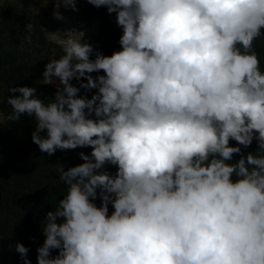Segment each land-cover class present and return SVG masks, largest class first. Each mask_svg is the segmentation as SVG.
<instances>
[{
  "label": "clouds",
  "instance_id": "obj_1",
  "mask_svg": "<svg viewBox=\"0 0 264 264\" xmlns=\"http://www.w3.org/2000/svg\"><path fill=\"white\" fill-rule=\"evenodd\" d=\"M49 2L57 20L62 6L78 11V0ZM86 2L116 14L121 50L92 60L85 33L65 30L64 54L42 74L54 99L9 89L19 95L7 119L34 116L42 153L91 148L58 169L67 193L46 213L37 264H264V73L253 50L264 0ZM15 250L31 264L24 244Z\"/></svg>",
  "mask_w": 264,
  "mask_h": 264
},
{
  "label": "trees",
  "instance_id": "obj_2",
  "mask_svg": "<svg viewBox=\"0 0 264 264\" xmlns=\"http://www.w3.org/2000/svg\"><path fill=\"white\" fill-rule=\"evenodd\" d=\"M76 8L78 11L62 6L59 10L72 11L79 20H98L97 32L84 38L94 49L90 59H95L97 51L110 56L121 50L122 29L117 26L115 13L109 14L106 7L96 8L86 0H78ZM52 9L54 5L49 0H0V111L3 116L0 120V264H24L15 250L17 243L29 249L27 258L31 264H37V249L45 239L42 224L46 213L55 210L67 193V185L60 181L58 169L62 166L67 170L83 163L79 153L91 152V148L58 149L49 156L32 142L36 130L34 116L22 114L18 121L7 119L12 112L7 103L9 96L19 95L10 93L11 87H35L40 99H54L56 86L44 85L42 77L46 64L64 54L62 45L51 38L52 33H60L61 27L51 17ZM29 23L34 29L31 33L26 30ZM261 31L253 50L258 56L260 71L264 73V29ZM29 35L31 42L26 39ZM91 75L96 77L104 73L101 70ZM71 83L79 87L76 80ZM95 91L81 89L78 95L91 98ZM230 145L236 146V142L230 141ZM257 148L254 140L248 148L242 147V153L246 156L255 153ZM239 158L234 155L231 162ZM116 171V167L108 170L110 174ZM95 203L100 205L99 197ZM111 211L110 205L109 214ZM57 254L58 250L52 251L53 257Z\"/></svg>",
  "mask_w": 264,
  "mask_h": 264
},
{
  "label": "built area",
  "instance_id": "obj_3",
  "mask_svg": "<svg viewBox=\"0 0 264 264\" xmlns=\"http://www.w3.org/2000/svg\"><path fill=\"white\" fill-rule=\"evenodd\" d=\"M64 17V16H63ZM64 26L62 28V31L60 33L55 32L51 34V38L58 42L60 44V40L63 39V32L65 30H75V31H83L85 33V37L87 38L94 33L97 32L98 26L95 23H92V21H86V20H79L76 18H70V17H64L63 19ZM61 45V44H60Z\"/></svg>",
  "mask_w": 264,
  "mask_h": 264
},
{
  "label": "rangeland",
  "instance_id": "obj_4",
  "mask_svg": "<svg viewBox=\"0 0 264 264\" xmlns=\"http://www.w3.org/2000/svg\"><path fill=\"white\" fill-rule=\"evenodd\" d=\"M59 11L62 14V16H64L65 18L66 17L76 18L75 14L72 11H61V10H59ZM53 12H54V9L50 10V15L53 18V20H55V21H57V22H59L61 24V27L59 28V32H61L62 27L64 26V22H63V20H57V19H55L54 15H53ZM92 23H95L98 26V20L97 19H93L92 20ZM57 83H58V81H57ZM0 114H2L1 111H0ZM2 117L3 116L0 115V120L2 119ZM110 167H116V166L106 165L103 170L104 171H108Z\"/></svg>",
  "mask_w": 264,
  "mask_h": 264
}]
</instances>
